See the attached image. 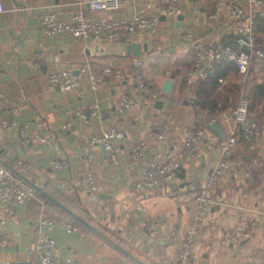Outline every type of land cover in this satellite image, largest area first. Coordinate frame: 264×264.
<instances>
[{
	"label": "crops",
	"instance_id": "1",
	"mask_svg": "<svg viewBox=\"0 0 264 264\" xmlns=\"http://www.w3.org/2000/svg\"><path fill=\"white\" fill-rule=\"evenodd\" d=\"M0 2L4 5L0 12V168L11 170L4 163L25 159L31 165L25 174L30 180L45 179L47 191L77 213L84 215L85 209L89 222L145 264H182L186 257L188 264H264V133L248 149L240 136L232 157L233 167L219 187L226 202L207 215L205 232L195 238L193 253L187 256L182 237L174 233H184L194 226L197 207L190 182L206 180L221 157L225 140L209 129L205 143L193 158L183 154L188 131L207 125V118L191 100L192 92H185L182 87L185 74L191 82L198 79L188 69L195 61V48L187 34L215 47L226 45L233 37H240L239 22L230 13L231 5L240 4L253 13L260 5L250 0H186L180 25L178 18H166L145 36L146 41L152 40L151 50L142 55L147 57L145 63L136 67L135 56L127 49L129 42L123 38L82 39L43 29L45 12L68 15L81 7L77 2ZM218 6L222 12L217 18H210ZM162 7L161 0H134L123 14L152 15ZM107 14L117 15L98 13ZM110 59L123 65L126 76L104 90L92 91L87 85L65 90L48 82L55 70L76 69L91 61L97 71H102ZM138 73L151 82L161 77L160 89L168 78H173L172 93H162L158 99L139 94ZM226 78L229 83L230 78ZM125 97L131 99L128 106ZM159 99L163 100L162 107L156 106ZM94 103L101 106L103 116L86 121L82 114L89 112ZM228 117L227 114L223 121L218 120L226 131ZM164 120L173 125V136L168 140L156 137V126ZM5 121L15 123L5 127ZM113 127L124 130L126 138L120 143L121 161L106 166L102 147L92 139ZM141 141L147 142L148 149L144 157L135 159L131 151ZM250 151L254 155L252 165L248 171H241L243 165L250 163L246 156ZM90 154L93 161L87 163L85 159ZM172 160L183 165L182 174L175 181L178 186L158 193L146 183L150 161ZM56 161L66 165L57 167ZM259 161L253 169V163ZM89 174L98 185L94 193L87 184ZM42 195L38 191L0 225V235L7 238V243L0 245V264H36L41 234L55 241L53 264H140ZM244 218L252 235L237 246H226L224 238ZM44 219L54 223L43 224ZM154 219L166 222L154 226Z\"/></svg>",
	"mask_w": 264,
	"mask_h": 264
},
{
	"label": "built area",
	"instance_id": "2",
	"mask_svg": "<svg viewBox=\"0 0 264 264\" xmlns=\"http://www.w3.org/2000/svg\"><path fill=\"white\" fill-rule=\"evenodd\" d=\"M81 5L73 9L68 15H62L58 11H47L42 16L43 29L56 34H69L75 38H108L117 40L125 38L128 42H146L145 36L159 25L163 16L166 18H178L183 13V5L186 0H161L162 10L155 14L136 13L134 15H125L134 0H72ZM252 4L260 5V9L253 13L244 6L234 3L230 7V13L238 20V33L241 41L248 47L236 51L231 45L216 46L213 43H207L204 40L197 39L192 33L187 37L193 42L195 48V66L190 71V75L195 78L206 77L217 60L228 59L239 67L242 74V82L249 79V69L252 63L254 51L261 55L264 52L260 48V42L255 30L257 14L264 15V0H250ZM4 10V5L0 2V12ZM117 13V15L107 14L98 15V13ZM222 12L221 7H217L210 18L215 19ZM146 56L133 58V64L141 67ZM173 73L170 72L169 76ZM126 74L123 71V65L116 59L106 61L102 71H97L91 61H85L76 69H58L53 71L48 78L52 87H61L65 90H72L80 86L87 85L92 91H101L113 83H120ZM163 79L157 77L155 81H149L142 73L136 75V91L142 95H149L153 99L160 98L162 90L159 85ZM228 79L221 78L220 83L225 85ZM125 105H130L131 99L125 97ZM250 98L246 93H242L236 108L228 118L229 126L227 138L222 144V154L214 166L209 176L200 183V180L193 179L190 182V188L195 190V204L197 207V220L194 226L182 233L175 230L174 233L181 236L187 256L193 253L194 240L197 236L205 232L207 215L214 211L218 205L225 204L226 200L220 192V184L229 174L232 166L233 151L240 142V136L249 141L263 134V129L249 118ZM18 110V109H17ZM16 110V111H17ZM86 121L103 116L100 105L94 103L89 112L82 114ZM218 122L214 118L209 123ZM14 121H5L4 126L9 127ZM209 124L199 129L188 131L185 138L183 154L186 158H193L199 149V146L205 143ZM72 125V123H69ZM70 127V126H69ZM173 136V125L170 121H160L156 126V137L160 140H168ZM126 138L124 130L117 127L110 128L102 135L93 136L94 143H104L107 154L102 157L104 165L108 166L121 161L120 143ZM148 149L146 141L133 146L131 156L139 159L145 156ZM86 162L91 163L93 157L90 154L86 157ZM56 166L61 167L64 162L56 161ZM17 167L22 173L30 170L31 165L25 159H18ZM183 171L181 162L172 160L168 162L150 161L149 170L146 177V183L158 193H165L172 187L171 185L179 179ZM87 184L91 193L96 192L98 185L92 174L87 176ZM38 185L46 189V180L39 179ZM37 189L16 175L6 167L0 168V225L6 223L16 211V208L25 204L30 198L36 195ZM166 222L165 219H154L153 225L158 226ZM50 219H44L43 224H53ZM252 235L249 229L247 219H242L234 232L228 234L223 242L226 246H237L243 239ZM7 243V238L0 235V245ZM55 241L46 234H41L37 244L36 264H53V251ZM189 259L186 257L182 264H188ZM63 264H79L76 262H66Z\"/></svg>",
	"mask_w": 264,
	"mask_h": 264
},
{
	"label": "trees",
	"instance_id": "3",
	"mask_svg": "<svg viewBox=\"0 0 264 264\" xmlns=\"http://www.w3.org/2000/svg\"><path fill=\"white\" fill-rule=\"evenodd\" d=\"M255 30L260 42V48L264 52V15L259 13L257 14ZM226 43V45H231L236 51L248 48L241 41V36L238 38L233 37ZM194 66L195 62H191L188 65V69L191 70ZM225 77H229L230 82L223 85L220 83V79ZM182 87L183 91L192 92L193 96L191 100L194 102L197 111L207 118V124H209L214 118L219 121H223L227 114L229 115L233 113L241 94L246 93L250 98L249 118L255 121L264 131V55L254 51L252 63L249 69V79L245 83L242 82V74L239 67L228 59H222L217 60L214 63L213 68L206 77H199L194 82H191L189 77L185 74L182 79ZM185 96L188 97V94ZM253 112L256 115L255 118L252 117ZM243 138L245 139L243 146L247 149L253 146L254 140L256 139L255 137L253 141H249L245 137ZM246 156L248 157L249 162L253 161L251 153H249V155L246 154ZM17 161L18 160L14 163L11 162L9 165L19 170L17 167ZM249 165L250 163H248V166ZM25 174L27 175L28 172ZM48 192L52 196H55L54 193H51L50 191ZM37 193L38 191L36 194ZM42 196H44L48 202L55 204V201L49 196L45 194ZM82 210L85 212L83 214L86 217L81 213L79 214L86 220L90 221L91 218L86 210ZM73 219L75 221L79 220H77L76 217H73Z\"/></svg>",
	"mask_w": 264,
	"mask_h": 264
},
{
	"label": "water",
	"instance_id": "4",
	"mask_svg": "<svg viewBox=\"0 0 264 264\" xmlns=\"http://www.w3.org/2000/svg\"><path fill=\"white\" fill-rule=\"evenodd\" d=\"M163 19L165 20L166 17L163 16ZM178 19H179L178 24L180 25L181 22L184 20V14H180L179 17H178ZM123 41L125 42L126 39L124 38ZM151 45H152V40H147L144 43H142V42H129L127 44V49H128V52L130 54H133L135 57H137V56H142L144 52L149 53L150 50H151L150 49L151 48ZM173 84H174V79L173 78H168L167 81L165 82L164 86L161 89L162 90V93L163 94L172 93V91H173ZM163 104L164 103H163V100L162 99H159L156 102V106L157 107H162ZM209 126H210V129L212 131L216 132L223 139H226L227 138V131L223 127L222 124H220L218 122H214V123H211ZM98 144L102 147L103 152H104V155H106L107 154V149H106L105 144L104 143H98ZM4 164L6 166H8L15 174H17L18 176H20L21 178H23L25 181H27L28 183H30L31 185H33L37 189V191H39L40 193H43V194L49 196L57 204H59L64 209H66L74 217H76L82 223H84L85 225H87L88 227H90L91 229H93L96 233H98L99 235H101L103 238H105L106 240H108L110 243L114 244L118 249H120L122 252H124L127 256H129L130 258H132L134 261H137L140 264H145L137 256H135L133 253H131L129 250H127L125 247H123L121 244H119L113 238H111L106 233H104L103 231H101L98 227H96L94 224H92L91 222H89L88 220H86L85 218H83L79 213H77L74 210H72L70 207H68L66 204H64L61 200H59L55 196H52L43 186H40L36 182L30 180L24 173H22L21 171L13 168L9 164H7V163H4ZM177 186H178V184L176 182L171 185V187L173 189L174 188H177Z\"/></svg>",
	"mask_w": 264,
	"mask_h": 264
},
{
	"label": "rangeland",
	"instance_id": "5",
	"mask_svg": "<svg viewBox=\"0 0 264 264\" xmlns=\"http://www.w3.org/2000/svg\"><path fill=\"white\" fill-rule=\"evenodd\" d=\"M232 115V113L231 114H229V116H231ZM252 117L253 118H255L256 117V115L254 114V112H253V114H252ZM264 127V126H263ZM236 151V148L234 149V151H233V153ZM249 153H251V155L252 156H254L253 154H252V152L250 151ZM259 163H260V161L258 162V164L256 163H253V169H254V166L256 165V167H258V165H259ZM234 164V163H233ZM251 165H252V163L250 162V165L248 166V165H243V168H242V170L241 171H244V172H246V171H248L249 169H250V167H251ZM232 167H233V165L231 166V169H232ZM246 170V171H245ZM254 171V170H253Z\"/></svg>",
	"mask_w": 264,
	"mask_h": 264
}]
</instances>
